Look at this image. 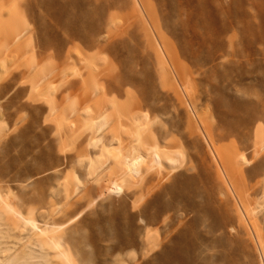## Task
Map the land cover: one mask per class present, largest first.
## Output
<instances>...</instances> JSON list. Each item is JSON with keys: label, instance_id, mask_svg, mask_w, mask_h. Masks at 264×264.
<instances>
[{"label": "rangeland", "instance_id": "obj_1", "mask_svg": "<svg viewBox=\"0 0 264 264\" xmlns=\"http://www.w3.org/2000/svg\"><path fill=\"white\" fill-rule=\"evenodd\" d=\"M251 2L0 0V185L75 264H264Z\"/></svg>", "mask_w": 264, "mask_h": 264}, {"label": "bare ground", "instance_id": "obj_2", "mask_svg": "<svg viewBox=\"0 0 264 264\" xmlns=\"http://www.w3.org/2000/svg\"><path fill=\"white\" fill-rule=\"evenodd\" d=\"M250 4L257 10L258 27L252 25V16L247 15L245 32L260 37L256 31H264V0H252ZM154 155L159 163V155ZM142 158L138 156L127 163L130 172L135 173V166ZM129 170L127 169L128 172ZM34 192L37 193L38 190ZM19 197L8 185H0V264H75L71 256L62 249L58 236L52 233L54 228L42 224L45 222V215L39 213L37 218H32L24 211L23 206L35 203L37 198L18 199ZM71 224L72 221L67 223Z\"/></svg>", "mask_w": 264, "mask_h": 264}]
</instances>
